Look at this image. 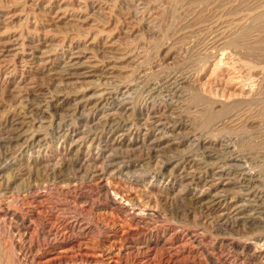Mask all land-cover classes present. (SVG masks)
<instances>
[{
    "label": "bare ground",
    "instance_id": "6f19581e",
    "mask_svg": "<svg viewBox=\"0 0 264 264\" xmlns=\"http://www.w3.org/2000/svg\"><path fill=\"white\" fill-rule=\"evenodd\" d=\"M31 1H35V2H30L29 4H27L28 2H26V0H20V1H17L15 4L10 5L9 7L0 9V22L1 21L4 22V20L6 22H9L13 17H15L17 14H19L17 11L20 9L21 11H25L24 12L25 16L23 18V22L26 23L23 26L22 30L19 29V31H17L16 33L12 34V32H11V34H9V35L0 33V108H1V111H0V178L1 177L3 178L4 173L9 174L8 178H10V176L13 175L12 173H13L14 169L16 168V165L19 164V161L22 160L23 156L27 155L29 153L35 152L36 156L34 158L33 163L37 165V162H38V165H40L43 168V171L41 170V172H43V173L45 172V174L48 177H53L56 180L58 179V181L61 182L62 185L58 182L57 183L60 184V186H56V184H55V186L52 187L49 184H47V186L45 187L46 189L44 190V192H42L43 194H41V193H37L38 192L37 189H36V192H33L36 185L30 183L29 186L27 184H25L28 187L25 190H23V193L21 194V196L19 198L17 197V194H18V192H17L14 199H15V202H16V198L20 200V202H19V205H21L20 210L12 211V210H10V208L6 207L4 209V213L10 212V214H9L10 217L12 215H14L16 217V219L18 218L21 222L26 224L23 227L24 228L23 235L24 234L30 235L31 234V233H29L30 230L35 229V228H31L29 225L36 218L39 220V225H40L38 227L39 232H41L40 234H42L41 236H43L42 237L43 238L42 244L45 243L46 245H53L54 248H57V246L59 247L60 245H62L61 244L62 242H65V241L69 242L68 239L72 236V234L70 235L69 233H73L71 231L74 230L75 228H79L80 230L82 229L85 232L90 231V230L92 231V224L88 220L82 221V219L78 218V217H77L78 219L68 220L69 219L68 217H67L68 219L63 218L60 216L59 213H58L59 215H56L55 214L56 212L52 213L50 206L49 207L47 206L48 209L41 206L40 202L42 200V197H49L52 193H54L52 191V189L54 190V188H56L55 193L59 194L60 196L61 195L62 196L74 195V194L84 190L85 195L88 198L93 199V201H94V199H97V201H98L99 198L101 199L100 195H102V199H103L104 203H106L105 206H107L105 208H107L108 212L111 213V212H115V211H121V212H123L124 215H126L127 219L129 221H131V223L132 222H138L139 220L146 222V218H148V217H153V216L158 217L161 214H159V212H157L155 209L149 208L150 206H152V204L149 203L150 206L147 207L146 206L147 204L143 203L142 199L139 198L141 196L138 197V199H139L138 201L130 202L131 200H128V198L125 197V195L122 193L123 192L122 190H120V191H122V192H120V191L116 190V188L110 189V187H109L110 183L108 182L110 179L109 180L104 179L103 177L105 174L106 175L108 174L110 176V175L115 174V173H119V174L122 173V174L127 175L128 173L133 172L134 170H137L138 166H140L142 163H145V162L146 163H149V162L152 163V162L156 161V163L155 162L154 163L157 164L156 159H158V158H156V157L160 156L159 155L160 150H162L161 152H164L163 149H161L162 144L164 142H167L168 145H170V146L173 145L175 147L176 146L178 147L180 144H182L183 137H182V139L180 138L178 140H175L176 135H178V134L181 135V133H184V132L189 134V136L187 138L191 139L192 146L195 145L197 148L200 149V152H199L200 156H196V154L194 152L187 150V151H185V153L180 154L181 157L176 158L175 162H173V161H171V159H169L167 161H164L161 164L159 163V165H160L159 168H155V167H152L151 169L146 168L148 170V173H149L151 179L155 180L157 178H160L161 182L163 181V182H165V184L174 185L175 183H180V186H181L182 183H184V181H190L194 176H196L195 173L197 174V172L201 171L202 174L198 176L199 177L198 179H201L199 181H202L203 184L208 183V181H209L208 176H211V177L216 176L219 180L225 176H227V178H231L233 180V184L237 183V185L241 188V191L244 190L243 196L240 198L238 197L239 198L238 200H243L244 204H246V205H250L249 203L252 201L253 202L256 201V203H257V201H259L264 196L262 191L257 190L255 188V186H257V184L255 185V183L258 182L259 180L263 179V178H261V173L264 171V150L262 151V154H258V152L257 151L255 152V150L253 148L254 144L245 142L246 145L244 147H246V151H244V150H242L244 148L238 149V147L236 146V142H235L236 140H234L230 137H227V136L222 137V136H220L221 134L219 135V133L224 129H229V132L232 131V132H237V134H239V133H242V130L244 128H246L245 126H246L247 122H250V120L248 118L244 120V118H246V116L248 114H250L251 111L247 107H245L244 109L241 107L246 105V99H247L248 95L247 96H246V94L240 95V99L236 98V99H226L225 100V99H221V98L220 99H217V98L213 99L210 96L211 94L205 95V94H203V92H200V93L194 92V91L188 89L187 86H185V82H186L185 72L188 68L194 67V66L189 67L188 62L190 63V61H188L186 58H184L177 65V67H172V66L170 67L169 65L161 64L160 62H158V59H157L158 57L156 59H153L150 57L152 60L148 59V54H147L146 50L143 48L144 45L142 46L139 43H132L131 44V41H130L129 45L123 46V48H121L122 51L120 52L123 55L122 56L123 59L126 60V63L127 62L132 63V67L129 68V72L126 74V76H124V77L123 76H121V77H118V76L105 77V75L100 74L101 73L100 72L97 74L100 78L96 81V83L94 85H90V86H86V87H82V88L80 87V89L76 88L77 90H75V91L74 90H64L65 88L58 89V87H62L64 85H66L67 81L70 80V78H75L77 81L78 76L80 74V72H78V68H79V64H80L79 58L83 55V54L80 55V53L81 52L84 53L87 51L89 53H92V57H94L93 55H95L94 53L97 51V49L94 50L93 45L82 44L80 39L77 37L79 35L83 36V37H87L90 33L89 31L85 32V34L82 32H79V29L82 28L81 27L82 24L77 23V26L75 28L76 32L73 31V29H72L69 31H64L62 34L57 35V36H56V34L51 35V34L46 33V29H43V27H41L42 25L39 27V25L36 23V20L35 21L33 20V22L29 20L28 12L30 13V11L28 10V8H30L31 5H33L35 7V9L41 8L42 9L41 11H44L45 9L52 10L55 8L54 12L57 14L62 13V12L63 13H69L68 11H71L69 14L76 17L79 23L84 22V21H82L83 19L80 17H83V14H87V12L85 11L86 13H84V10H82V8H81L82 6H80V8H76V6H75V8H73L72 6L67 7V5L62 6L61 4L60 5H54L53 4V6H52L51 3H53V2H51L49 4L46 3L48 5H42L41 0H31ZM136 1L142 5V8L147 9V7H149L148 6L149 0H148V2H147V0H136ZM174 1H173V3H174ZM196 1L200 4V6H202V5L206 6L208 4L210 5V3L212 2L213 5H211V6L216 8V11H218V13H215V15H214V17H216V18L214 20H212L214 29H212V27H211V30H207L208 33L206 32L207 34H205L206 36L204 39H206V40H207V38L213 39L215 37L213 39V41L218 42V44H220V45H224L225 43H229L228 45L238 44L239 43V42H237L238 40L236 41L237 43L235 42L236 38H241L242 35H245L244 34L245 32L247 33V30L249 31L248 28L252 27L253 30L258 31V32L256 34H254L255 35L254 39L251 42L250 41L244 42V45H246L245 47L248 49L259 48V49L264 50V36L261 37L262 36L261 34L264 35V8L262 10H258V11L255 10V12H253V11L248 12L249 11L248 10L247 12H245V14L244 13L242 14V17H240V15H237V13H234V12H236V11H234V9H236L235 8L236 5L233 2L234 0L233 1H231V0H195V2ZM239 1H238V3H239ZM46 2H48V1H46ZM80 2L81 1H79V3ZM185 2H187V1H185ZM193 2H194V0H193ZM197 2H196V4H197ZM214 2H218L217 5ZM260 2H262V1H260ZM79 3H78V0L71 2L72 5L73 4H79ZM128 3H126V4H128ZM134 4H135V2H134ZM160 4L162 5V3H160ZM175 4H176V2H175ZM245 4H247V3H245ZM182 5H184V4H182ZM260 5H261V3H260ZM124 6L125 5H123V7ZM216 6H218V7H216ZM237 6H238V4H237ZM26 7H28V8L26 9ZM150 7H152V6H150ZM155 7H157V5ZM188 7H186V8H188ZM194 7H196V6H194ZM201 8L202 7H200V9ZM237 8H239V7H237ZM251 8H254V7H251ZM35 9H34V11H35ZM150 9H153V7ZM159 9H161L158 11L159 14H163L165 12H168L167 9H162V7H160ZM179 9H180V7H179ZM123 10H124V8L119 10L120 11L119 12L120 17H117L119 19V25H120L119 30H120V33H123L126 37H129L130 34L138 31L139 21H137L136 17L133 18V16L130 14L129 11L124 12ZM209 10H210V8H209ZM241 10L239 8V11H241ZM182 11L180 12L181 14H182ZM194 11H196V8ZM136 12H138V14H140V15L141 14L143 15L145 13V10H143V11L138 10ZM156 12H154V14ZM190 12H191V10H190ZM116 13H117V11H116ZM151 13H153V12H151ZM135 14L138 15L137 13H135ZM181 14L179 16H181ZM188 14H189V11H188ZM32 15H33V13H32ZM183 15H184V13H183ZM187 15H185L186 18H187ZM202 15H203V12H202ZM202 15L199 14L196 16L194 14V16H196V17L193 18L194 16L193 17L191 16V18H190L191 22L192 21L194 22V20H195L196 24H197V22L199 23L200 21H202V19L200 17ZM167 17L169 18V16H167ZM175 17H176V15L173 18H175ZM154 18H156V17H154ZM211 18H209V19H211ZM34 19H36V18H34ZM142 19L144 20V18H142ZM145 19H146V17H145ZM177 19H178V17H177ZM203 19H205V18H203ZM240 19L246 20V21H244L245 23H240ZM151 20H154V19H150L149 22ZM145 21H147V20H145ZM6 22H4V23H6ZM136 22H138V24H136ZM4 23H2V24H4ZM176 24H174V25H176ZM180 24H181V30H183L180 33L184 34V35H181V37H179V39H177V38H175V39L180 40L183 43L184 40L181 38H184V37L190 38V36L187 35V33H190V32L192 33V31H195V28H194V30L185 29L187 27V24H186V20L184 21V19L181 20ZM6 25H8V24H6ZM190 25H188V26L190 27ZM199 27H201V26H199ZM207 27H208V25H207ZM207 27H206V29H207ZM221 28H223L222 31H221ZM122 29H125V30H122ZM172 29H173V27H172ZM101 30H102V28H101ZM177 30L179 32L180 29H177ZM202 30H204V29H202ZM229 30H232V33H231L232 35L228 38L224 37L223 34H225V32H227V36H228ZM141 31H142V29H141ZM261 31H263V33H260ZM198 32L200 35L201 34L200 31H198ZM98 34H99V32L93 33L92 39H95L98 36ZM196 34H198V33L196 32ZM196 34H194V35H196ZM140 35H142V34H140ZM229 35H230V33H229ZM34 37L38 41L41 40L40 43L42 45L48 47V49H45V51L49 52L50 49L54 48V52H55L54 55L59 56V59L61 58L60 62L59 61L57 62L58 63L57 66L52 67L50 65L49 67H46L45 63L40 64V63L36 62L34 60V57H33L34 53H31V55L29 57H27L28 56V55H26L27 54L26 53L27 48L38 49L35 42H34L35 41ZM202 37H203V35H202ZM221 37H223L224 39H222ZM105 39L107 40L110 38H105ZM202 39L203 38H201V37H195V39H191L190 42L198 44V41L200 43H201V41H203ZM180 41H179V43H180ZM169 43H171V42H169ZM169 43L167 46L168 48H166V49H170L173 46L174 42L171 43V46L169 45ZM15 44H17L18 47H20V48L17 49V47L14 46ZM93 44H95V43H93ZM186 44H188V43H186ZM214 44H216V43H214ZM175 47H173V48H175ZM178 47H180V45ZM200 47H201V45H200ZM233 48H235V47H233ZM236 49H238V48H236ZM57 50H59V51H57ZM240 50H242V49H239V51ZM243 50H244V48H243ZM212 52H214V51H212ZM148 53H150V52H148ZM189 53H188V55H189ZM212 54H214V53H212ZM181 55H184V54L182 53ZM191 55H192V53L190 54V56ZM205 55H206V53H205ZM195 56H196V54H195ZM37 58L39 59V57H37ZM162 59H164V58L162 57ZM112 62H114V60ZM193 64H194V62H193ZM214 64L216 65V63H214ZM191 65H192V63H191ZM33 67L35 69H33ZM97 68L98 67L96 65L92 64L90 66L89 71L96 73L97 70L99 69V68L98 69ZM190 70L191 69H189L187 71L190 72ZM40 73H44L45 76H49L48 77L49 81L46 82L44 85L36 84V79L38 78L37 74H40ZM108 73H110V72H108ZM18 74H19V76H18ZM106 76H108V75H106ZM102 77H103V80H101ZM191 80H192V78H191ZM37 82H38V80H37ZM249 82H250V80H249ZM226 90H227V88H226ZM258 90H260V89H258ZM263 95H264V93H263ZM252 114H253V112H252ZM259 114L261 115V118H264V117H262V115H264V104H263L262 109L260 110ZM255 118H256V116H255ZM130 132H131L132 136H130L128 142L126 141V143H125L126 136L128 135V133L130 134ZM230 136H231V134H230ZM259 137H261V136L259 135ZM53 143H57V144H59V146H61L60 147L61 150L59 149L60 152H59L58 156H56L57 160L55 159V161H53V162H48V161L44 162L43 160H41L39 155L45 149L49 148L51 146V144H53ZM131 144H134L135 146H137V149H138V146L141 147V151H139L140 152L139 154H138V151L136 152V150H137L136 148H135L136 153L128 152L126 150V148L125 149L122 148L123 145H131ZM247 146H248V148H247ZM56 147H57V145H56ZM260 152H261V150H260ZM49 155H50V153H49ZM51 155H52V153H51ZM53 155H54V153H53ZM168 155H170V154H168ZM162 157L164 159V156H162ZM160 158H161V156H160ZM32 160H33V158H32ZM257 161L259 163H256ZM40 162H42V164H40ZM247 162H249V165L245 166V163H247ZM143 165H145V164H143ZM170 165L173 167L172 171H174V172H166V169ZM154 166H156V165H154ZM25 167H27V166L25 165ZM33 167H36V166H33ZM142 167H144V166H142ZM30 171H31V169H30ZM138 171H139V169H138ZM22 172H25V171H22ZM17 173H19V172H17ZM140 173H142V172H140ZM95 175H100L103 178L102 181L97 180L98 183H96V185L91 183V178H94ZM230 175H232V176H230ZM211 177H209V178H211ZM16 178H15V180H16ZM105 178H107V177H105ZM127 181H128V179H127ZM215 181H217V180H215ZM263 181H264V179H263ZM43 182L45 183V181H43ZM52 182H53V179H52ZM54 182H55V180H54ZM93 182H96V181H93ZM8 183L9 182H5V190L7 188H9ZM133 183H138V182H137V180L133 181L130 183V185H133ZM185 183H187V182H185ZM224 184L225 183H222L221 181H217V182L213 181V183L208 184L209 190L204 191V190L199 189L200 190V192H198L199 194H197V195L192 194L191 202L189 205L190 207L185 206L188 208L187 209L182 208L183 211L180 213L187 220L181 221V223H179V225L177 226V229H178V227L180 228V226L183 227V224L185 223V224L189 225L188 226L189 229L187 227L185 228V235H183V233L181 235H178L177 233L176 234L173 233L174 235H170L171 237L167 239V245H166L167 246L166 247L167 253H166V256L164 258H162V257L157 258V255H156L157 248L156 247L158 245L156 246L152 243H148L144 248H142V250L140 251V256L138 258H136V261L135 262L131 261V262H133L132 264H205L206 260L211 261V259L213 258L212 257L213 255L212 256L210 255V253H209L210 250H207L208 249V248H206L207 246L205 247L204 245H202L203 240L205 238L211 239L212 248L215 251H217V249H218L219 253H220L221 248L219 249V247L225 241L226 233L229 231H233L235 229H238V227H242L244 229V231H246V232L242 235L241 240H239L238 238H237V240L233 237L231 238V240H232V241H230L231 245L234 247L237 246V248L239 249L238 252L236 253V255L231 254V256H233V259H240L241 261H246L250 264H264V201H261V202H263V203H261L262 205H259L260 203H258V207L261 206V208L263 210H260V212L256 211V212H250L248 214H244V216L242 218H240L238 216L239 210L242 209V204H241L242 202H240V204L239 203L234 204L233 209H230V210L228 209L229 210L228 212L223 211V212H225V214H223V213L215 214V211H217V209L219 208V206H217V205L221 202V199L223 198V195L222 194L220 195L219 191L221 192V191H224L226 189V188H224ZM19 185H18V187H19ZM260 185H263V184H260ZM41 186H43V185H41ZM41 186H38V187L41 188ZM234 186H236V185H234ZM15 187H17V186H15ZM15 187L11 186V189L15 188ZM21 187H22V185H21ZM131 187L133 189V186H131ZM157 187H159V186H157ZM225 187H227V186H225ZM139 188L140 187H138V189L137 188L136 189L139 191ZM206 188H208V187H206ZM41 189H38V190L40 191ZM134 189H135V187H134ZM146 189H148V188H146ZM191 189H192V187H191ZM193 189H195V188H193ZM5 190L2 189V191H5ZM235 190H237V189H235ZM12 191L13 190H11L10 192L12 193ZM18 191H20V189ZM134 191H136V190H134ZM143 191L145 192V190H142V194H143ZM151 191H152V189H151ZM151 191H149V192H151ZM231 191H232V189H231ZM139 192H141V189ZM84 193H83V195H84ZM136 193H138V192H136ZM158 193H159V191H158ZM191 193H193V192H191ZM226 193H228V192H226ZM161 194H163V193L161 192ZM12 196L14 197L13 194H12ZM184 196H182V197H184ZM239 196H241V195H239ZM3 197H5V196H3ZM165 197H166V195H165ZM12 198H11V200H12ZM234 198H235V196H234ZM64 199L65 198H63V200L58 199L59 205H61L62 207L64 206V207L70 208V205L68 203H71V202L64 201ZM129 199H131V198H129ZM8 200H10V198ZM47 200H49V198ZM180 200H181V196H180ZM54 201H55V197H54ZM182 201H183V199H182ZM8 202H6V204ZM76 202H78V201H76ZM76 202H74V203L72 202V204L75 205ZM2 203H3V201H2ZM91 203H90V205H92L95 202H93L92 204ZM147 203H148V201H147ZM79 204H81V202ZM143 204H146V205H143ZM157 204H155V206L153 205V207H157ZM5 205H3V206H5ZM59 205L56 206V208L59 207ZM81 205H83V204H81ZM62 207H61V209L64 210V208H62ZM75 207H77V205ZM80 207H82V206H80ZM85 207H87V206H85ZM11 208H12V206H11ZM228 208H229V206H228ZM253 208L254 207H252V209ZM88 209H89V206H88ZM88 209H86V210H88ZM2 210H3V208H2ZM84 210H85V208H84ZM84 210H82V211H84ZM60 211H62V210H60ZM91 212L92 211H90V213ZM39 213L44 214V216H43L45 219L44 221H41V216L39 215ZM81 214H82V212H81ZM117 214H116V216H117ZM170 214L172 215V213H170ZM65 215H67V214H64V216ZM209 215H214V217H215L213 228L210 230L207 229L208 232L207 231L203 232L205 230H203V231L198 230V228H196V227L198 225H200L201 223L203 224V220L201 218L209 216ZM86 216H87V214H86ZM91 216H93V215L91 214ZM164 216H165V213H164ZM172 216H171V218H172ZM196 218L201 219V220L198 221ZM70 219H72V218H70ZM84 219H86V218H84ZM94 220H93V222H94ZM95 221H97V219ZM122 221L120 223H122ZM237 221H240L242 224L240 223L241 225L238 226L239 222H237ZM55 223H57L58 226L61 227V229H59V227L56 228L54 226ZM113 223H114V221H113ZM125 223L126 222H124V224ZM131 223H130L129 227H131ZM207 223L208 222L206 221V223L203 225L206 226ZM36 224H38V223H36ZM105 224H107V223H105ZM116 225H117V223H116ZM113 227H114V225H113ZM136 227H137V224H136ZM140 227H141V225H140ZM167 228H168V226H167ZM36 230H38V229H36ZM7 231H8V229H7ZM126 231H127V229H126ZM144 231H145V229H144ZM172 232H173V230H172ZM7 233H6V235H7ZM32 233H34V232H32ZM77 233H76V235H77ZM110 233L111 234L109 236L111 237V239L114 238L115 232L114 233L110 232ZM36 234H38V233L36 232ZM74 234H75V232H74ZM123 234H126V233H123ZM23 235L19 234V237L23 236ZM165 238H167V237H165ZM30 239H25V240H30ZM120 239H122L121 235H120ZM40 240H41V238H40ZM140 240H142V239H140ZM11 241H12V239H11ZM26 244H28V243H26ZM186 244H188V246H186ZM29 245H30V243H29ZM107 245L109 246L110 244H107ZM195 245L199 246V248L193 249L192 246H195ZM200 245H201V248H200ZM12 246L14 247V245H12ZM119 246H121V245H119ZM101 247H102V245H101ZM136 247H135V249H136ZM141 247H142V245H141ZM31 248H32V245H31ZM106 248H108V247H106ZM109 248H111V246H109ZM109 248L105 253L107 264H117L116 262L118 260L115 262L113 259L114 258L113 256L115 255L116 252L114 251L115 253H113V250L109 249ZM63 249L64 248H62L60 250L63 251ZM116 249H118V248H116ZM19 250H20V247H19ZM19 250L17 248V251H19ZM130 251H131V249H130ZM130 251L128 250V252H130ZM12 252H13V250H12ZM57 253H58V250H57ZM225 253H226L225 254L226 257L230 256L229 249L226 250ZM160 254H161V252H160ZM216 254H218V253H216ZM22 255H24V253ZM219 255H221V254H219ZM134 257H137V256H134ZM215 257H217V255ZM13 258H14L13 260H15V262L20 261L18 256H16V255H14ZM102 258H104V257H102ZM217 259H219V258H217ZM217 259H216L215 263L213 262V264H218V263L223 264V261H220ZM227 259H229V258H226V260ZM11 260H12V257L9 260V262ZM131 260H133V259H131ZM221 260H222V258H221ZM82 262H83V260H82ZM17 263H19V262H17ZM17 263H15V264H17ZM85 263H86V261H85ZM97 263H99V262H97ZM104 263H105V261H104ZM210 263H212V262H209L208 264H210ZM229 263H230V261H229ZM0 264H1V262H0ZM22 264H25V263L23 262ZM126 264H127V261H126ZM243 264H245V263H243Z\"/></svg>",
    "mask_w": 264,
    "mask_h": 264
},
{
    "label": "rangeland",
    "instance_id": "374dc122",
    "mask_svg": "<svg viewBox=\"0 0 264 264\" xmlns=\"http://www.w3.org/2000/svg\"><path fill=\"white\" fill-rule=\"evenodd\" d=\"M17 1H20V0H15V1L14 0H0V9L9 7L10 5L15 4ZM46 1H48V2H46ZM70 1L71 0H59V1L58 0H45V1L41 0V4L42 5H48L49 3L53 2V3H51L52 6H53V4L54 5H60L61 4L62 6H66L67 5V7H71L72 6L73 8H75V6H76V8H80V6H82L81 8H82V10H84V13L87 12V14H83V17H80V18L83 19L82 21H84V22L79 23L76 17H74L71 14H69L71 11H68L69 13H63L62 12V13L57 14V13L54 12L55 8L52 9V10H48V9L44 10L43 9L44 11H41L42 10L41 8L35 9V7L33 5H31L30 8L26 7V9L28 8V10L30 11V13L28 12L29 20L32 21V22H33V20L34 21L36 20V23L39 25V27L42 25L41 27H43V29H46V33L51 34V35L52 34H56V36H57V35L62 34L64 31H69V30H72V29H73V31L76 32L75 28L77 26V23L78 24H82L81 25L82 28L79 29V32H82V33L85 34V32L89 31L90 33H89V35L87 37H83V36H80V35L77 36V37L80 39L82 44L93 45L94 50L97 49V51L94 53L95 55H93L94 57H92V53H89L87 51H86L87 53L86 52H84V53L81 52L80 53V55H82V54L83 55L79 58V63L80 64H79L78 72H80V74L78 76L77 81H76L75 78H70V80L67 81L66 85H64L62 87H58V89L65 88L64 90H74L75 91L78 88L80 89V87L82 88V87L94 85L96 83V81L100 78L97 75L100 72H101L100 74L105 75V77H110V76H118V77L123 76L124 77V76H126V74L129 72V68L132 67V63L131 62H127L126 63V60L123 59V57H122L123 55L120 53L122 51L121 48H123V46L129 45L130 41H131V44L132 43H139L142 46L144 45L143 48L146 50V52L148 54V59H151V58L156 59L158 57L157 58L158 62H160L161 64L169 65L170 67L171 66L172 67H177V65L184 58H186L188 61H190V63L188 62L189 67L190 66H194V67H192V68L190 67V68L187 69V70L191 69L190 72L187 71V70H186L187 73L185 72V78H186L185 86H187L188 89H190V90H192L194 92H199V93L203 92V94H205V95H210L211 94L210 96L213 99L214 98L215 99L216 98L217 99L221 98V99H225V100L226 99H236V98L240 99V95H244V94H246V96L248 95V97L246 99V105L241 107L243 109L245 107H247L251 111L250 114H248L246 116V118H244V120L247 119V118L250 120V122H247V124L245 126L246 128H244L242 130V133H239V134H237V132H232V131L229 132V129H224V130H222L219 133V135L221 134L220 136H222V137L227 136V137H230V138L236 140L235 142H236V146L238 147V149L239 148L240 149L244 148V149H242L244 151H246V147H244L246 145V143L247 142L248 143H252V144H254L253 148H254L255 152L257 151L258 154H262V151L264 150V133H263L264 132V118H261V115L259 113H260V110L262 109V106L264 104V95H263V93H264V60H263L264 59V50L259 49V48L248 49V48L245 47L246 45H244V42H249V41L251 42L254 39V36H255L254 34H256L258 31L253 30L252 27L248 28L249 29V31L247 30L248 34L245 32L244 33L245 35H242L243 38L242 37L241 38H236L235 42L238 40L237 42H239V43L238 44H234V45L233 44L228 45L229 43H225L224 45H220V44H218V42H214L213 41V39L215 37L213 39H209V38H207V40L204 39L205 36H206L205 34L208 33L207 30H211V27H212V29H214L212 20H214L216 18V17H214L215 13H218V11H216V8L211 6V5H213L212 2L210 3V5L208 4L206 6H203V5L200 6V4L197 1H196L197 2V4H196L195 0H194V2H193V0H191V1L190 0H175V1L173 0L174 3H173L172 0H160V1L159 0H149V4H148L149 7H147V9H145V8H142V5L139 4L136 0H133V1L132 0H126V1L125 0H120V1L119 0H106V1L105 0H78V3H79V1H81V2L79 4H73V5L71 4V2H74V1H77V0H72L71 2ZM185 1H187V2L189 1V2L187 3ZM231 1H233V0H231ZM238 1L239 0H234L233 1L235 3V5H236V7H235L236 9H234V11H236V12H234V13H237V15H240V17H242V14L243 13L245 14V12H247L248 10H249L248 12H252V11L255 12V10L258 11V10H262L264 8V0H260L262 2H260L259 0H246V1L245 0H243V1L240 0L239 3H238ZM26 2H28L27 4H29L30 2H35V1L26 0ZM134 2H135V4H134ZM147 2H148V0H147ZM175 2H176V4H175ZM46 3H48V4H46ZM126 3H128V4H126ZM160 3H162V5ZM214 3L217 5L218 2H214ZM245 3H247V4H245ZM260 3H261V5H260ZM182 4H184V5H182ZM237 4H238V6H237ZM123 5H125V6L123 7ZM156 5H157L158 8L155 7ZM150 6H152L153 9H150V8H152ZM159 6L162 7V9H167L168 12H165L163 14H159L158 11L161 10V9H159L160 8ZM185 6L186 7L189 6V7L186 8ZM194 6H196V7H194ZM179 7H180V9H179ZM200 7H202V8L200 9ZM216 7H218V6H216ZM237 7H239L240 10L241 9L242 10L239 11V8H237ZM251 7H254V8H251ZM120 8L121 9L124 8V10H123L124 12L125 11H129L130 14L133 16V18L136 17L137 21H139L138 31L130 34L129 37H126L123 33H120V30H119V26L120 25H119V19L117 17H120L119 16V12H120L119 10H121ZM195 8H196V11H194ZM209 8H210V10H209ZM34 9H35V11H34ZM138 10H142V11L145 10V13L143 15L142 14L140 15V14H138V12H136ZM190 10H191V12H190ZM116 11H117V13H116ZM181 11H182V14L180 13ZM188 11H189L190 15L188 14ZM17 12L19 14H17L15 17H13L9 22H6L5 20H4V22H6V23H4L3 21L0 22V33L9 35V34H11V32L13 34V33H16L17 31H19V29L22 30L23 26L26 24V23L23 22V18L25 16V14H24L25 11H21L19 9ZM151 12H153V13H151ZM154 12H156L157 14L156 13L154 14ZM202 12H203V15H202ZM32 13H33L34 16L32 15ZM135 13H137L138 15H136ZM183 13H184V15H183ZM180 14H181V16H179ZM194 14L196 16L199 15V14L202 15V16H200L202 21H200L199 23L197 22V24H196V21L194 20V22L192 21L193 22L192 23L190 18H191V16L193 17ZM175 15H176V17H175L176 19L173 18ZM185 15H187V18L185 17ZM153 16L156 17V18H154ZM167 16H169V18ZM196 16H194L193 18H195ZM145 17H146V19H145ZM177 17H178V19H177ZM34 18H36V19H34ZM142 18H144V20ZM182 18L184 19V21L186 20L187 27L185 29L194 30V28H195V31L198 33V34H196L195 31H192V33L191 32L187 33V35H189L190 38H188V37L187 38H185V37L181 38V39L184 40L183 43H182V41L177 40V39H179V37H181V35H184V34L180 33L181 31H183V30H181V24H180L181 20H183ZM203 18H205V19H203ZM209 18H211V19H209ZM148 19L149 20L150 19H154V20H151L149 22ZM145 20H147V21H145ZM244 21H246V20L240 19V23H245ZM2 23H4V24H2ZM6 24H8V25H6ZM136 24H138V22H136ZM174 24H176V25H174ZM188 25H190V27ZM207 25H208V27H207ZM199 26H201V27H199ZM172 27H173V29H172ZM206 27H207V29H206ZM101 28H102V30H101ZM141 29H142V31H141ZM177 29H180L179 32H178ZM202 29H204V30H202ZM222 29L223 28H221V31H222ZM122 30H125V29H122ZM198 31H200V33H201L200 35H199ZM229 31H228V36H227V32H225V34H223V36L226 37V38L230 37L232 35L231 34L232 30H229ZM97 32H99L98 36L95 39H92L93 33H97ZM229 33H230V35H229ZM260 33H263V31H261ZM140 34H142V35H140ZM194 34H196L197 36L194 35ZM202 35H203V37H202ZM261 35H260L261 37L264 36L263 34H261ZM195 37H201V38H203L202 39L203 41H201V43L198 41V44L190 42V40L191 39H195ZM105 38H110V39L106 40ZM172 38L175 41L176 40L177 41L175 42ZM175 38H177V39H175ZM221 38L224 39L223 37H221ZM34 39H35V37H34ZM40 41H38L36 39L34 41L38 49H30V48L26 49V53H27L26 55H28L27 57H29L31 55V53H34L33 57H34V60L36 62H38L40 64L45 63L46 67H49L50 65L52 67L57 66V64H58L57 62L58 61L60 62L61 58L59 59V56L54 55L55 54L54 48L50 49L49 52L45 51V49H48V47L42 45L40 43ZM179 41H180L181 44L179 43ZM169 42H171V43L174 42L173 46L170 49H166V48H168L167 46H168ZM93 43H95V44H93ZM171 43H169L170 46H171ZM186 43H188V44H186ZM214 43H216V44H214ZM179 45H180V47H178ZM200 45H201V47H200ZM14 46L17 47V49L20 48V47H18L17 44H15ZM173 47H175V48H173ZM233 47H235V48H233ZM184 48L185 49L187 48V49L185 50ZM236 48H238V49H236ZM243 48H244V50H243ZM239 49H242V50L239 51ZM211 50L214 51V52H212ZM57 51H59V50H57ZM148 52H150V53H148ZM181 52L184 55H181L182 54ZM187 52L188 53L190 52L189 55H188ZM191 53H192L193 56L192 55L190 56ZM205 53H206V55H205ZM212 53H214V54H212ZM195 54H196V56H195ZM37 57H39V59ZM162 57L164 59H162ZM50 59L51 60L53 59V60L51 61ZM113 60H114V62H112ZM193 62H194V64L196 66L193 64ZM191 63H192V65H191ZM214 63H216V65ZM92 64L96 65L99 68V69L97 68L98 70H97L96 73L89 71L90 70V66ZM33 69H35V68L33 67ZM108 72H110V73H108ZM37 75H38V78L36 79V84L44 85L46 82L49 81V79H48L49 76H45L44 73H40V74H37ZM106 75H108V76H106ZM18 76H19V74H18ZM191 78H192V80H191ZM37 80H38V82H37ZM101 80H103V77L101 78ZM249 80H250V82H249ZM226 88H227V90H226ZM258 89H260V90H258ZM0 111H1V108H0ZM252 112H253V114H252ZM255 116H256V118H255ZM262 117H264V115H262ZM230 134H231V136H230ZM259 135L261 137H259ZM130 136H132L131 132H130V134L128 133V135L126 136L125 143H126V141L128 142ZM188 136H189V134H187L185 132L181 133V135L180 134L176 135L175 140H178L180 138L182 139V137H183L182 144H180L178 147L177 146L175 147L173 145L170 146V145H168L167 142H164L162 144V147H161V149H163L164 152H161L162 150H160V152H159L160 153L159 155L161 156V158H160V156L156 157V158H158V159H156L157 160V164H155L156 161H154L155 163L154 162H152V163H150V162L146 163L145 162V163H142L140 166H138L137 170H134L133 172H130L127 175L122 174V173H120V174L119 173H115V174H112L110 176L108 174L107 175L105 174L106 176L104 175V177H103L104 179H108V180L110 179L108 181L110 183V185H109L110 189L116 188V190H118V191L122 190L123 192L122 191H120V192H122L125 195V197L128 198V200H131L130 202L138 201L139 200L138 197L141 196L139 198L142 199L143 203L147 204V205L146 204H143V205H146L147 207H149L150 204H152V206H150L149 208L155 209L161 215H159L158 217L153 216V217L146 218V222L147 223L142 221V220H139L138 222H132L131 223V221H129L127 219L126 215H124L123 212H121V211H115V212H111V213L108 212L107 208H105L107 206H105L106 203H104V201L102 199V195H100L101 196V199L99 198L100 200L98 199V201H97V199H94V201H93V199H90V198H88L85 195L84 190H82L81 192H78L79 194L76 193L74 195H69V196H62V195L60 196L59 194L55 193L56 188H54V190L52 189V191L54 193H52L49 197H42V200L40 202L41 206L45 207L46 209H48V207L50 206V208L52 210V213L56 212L55 213L56 215L60 214V216L63 217V218H67L68 217L69 218V219L67 218L68 220H74V219L81 218L82 221H87L88 220L92 224V231L90 230V231L85 232L84 230H82V229L80 230L79 228H75L74 230H72L71 232H73V233H69L70 235L72 234V236L68 239L69 242L68 241L67 242L66 241L62 242L61 243L62 245H60L59 247L57 246V248H54L53 245H46L45 243H43L44 245L42 244V239H43L42 237L43 236H41L42 234H40L41 232H39V228L38 227L40 225H39V220L37 218L35 220H33L34 222L32 221V223H30V225H29L31 228H35L34 229L35 231L33 229H31L30 232H29V233H31L30 235H25V234L23 235V231H24L23 227L26 224L21 222L18 218L16 219V217L14 215H12V214H11L12 216L10 217V215H9L10 212H8V213L5 212L4 213V209L6 207L10 208V210H12V211L20 210V207H21V205H19L20 200L16 198V202H15L14 198H15L17 192H18L17 197L19 198L21 196V194L23 193V190H25L30 185V183L36 185V187L33 190V192H36V189H37V191H38L37 193H41V194H43L42 192H44V190L46 189L45 187L47 186V184H49L52 187H54L55 184H56V186H60V184L62 185V183L59 182L58 179L56 180L53 177H48L45 174V172L44 173L41 172V170L43 171V168L40 165H38V162H37V165L33 163L34 158L36 156L35 152L29 153L27 155H24L22 160L19 161V164H18L19 166L16 165V168L14 169V171L12 173L13 175L10 176V178H8L9 174H7V173H4L3 174L4 175L3 178L2 177L0 178V185H1L0 186V193H1L0 194V201H1L0 202V206L3 208V210H2V208L0 207L1 208L0 209L1 210L0 211V262H1V264H15L17 262H19L20 264H22L23 262L25 264H86V263L87 264H90V263L91 264L92 263L93 264H107L106 254L105 253L108 250L109 246H111V248H109V249H112L113 253L116 252L115 255L113 256L114 257L113 259H114L115 262L118 260L116 262L117 264H121V263L122 264H126V261H127V264H132L133 262L136 261V258H138L140 256V251L142 250V248H144L148 243H152V244H154L156 246L158 245L157 247L155 246L157 248V252L159 251L158 253L156 252L157 258L158 257L164 258L166 256V253H167V251H166L167 239L171 237L170 235H174L176 233L178 235H181L182 233H183V235H185V228L186 227L188 228V226H189L188 224L184 223L183 227L180 226V228L178 227V229H177V226L179 225V223H181V221H186L187 220V219H185V217L183 215L180 214L183 211L182 208L183 209H187L188 207H190L189 205H190V202H191L192 194L193 195H197V194H199L198 192H200V190H204V191L209 190V185L208 184L209 183H213V181L214 182L221 181L222 183H225L224 184V188H226L224 191H221V192L219 191V194L220 195L222 194L223 198L221 199V202L217 205V206H219V208L217 209V211H215V214H218V213L225 214V212H223V211L228 212L230 209H233V207H234L233 205L234 204H236V203L240 204V202H242L241 203L242 204V209H240L239 212H238V216L240 218H242L244 216V214H248L250 212H256V211L260 212V210H263L261 208V206L258 207V203H260L259 205H262L261 203H263V202H261V201H264V196L259 200L260 202L257 201V203H256V201H254L255 202L254 203L252 201V202L249 203L250 205L244 204L243 200H238L240 197L243 196V194H244L243 191L244 190L241 191V188L237 185V183L233 184V180L231 178H227V176L221 178L220 180L216 176H214V177L208 176V179H209L208 183L207 184H203L202 181H199L201 179H198L199 178L198 176L202 174V172L199 171V172H197V174L195 173L196 176H194L190 181H184V183H182L181 186H180V183H175L174 185L165 184V182H163V181L161 182L160 178H157L155 180L151 179V177H150V175L148 173V170H147L148 168L149 169H151L152 167L159 168L160 167L159 163L161 164L164 161H167L169 159H171V161L175 162L176 158H178V157L180 158L181 157L180 154L185 153V151H187V150H190V151L194 152L196 154V156H200V153H199L200 149L197 148L195 145L192 146V141H191V139L187 138ZM56 145H57V147H56ZM60 147L61 146H59V144L53 143V144H51V146L49 148L45 149L44 150L45 152L43 151L39 155V157L44 162H46V161L53 162V161H55V159L57 158L56 156H58V154H59V152L61 150ZM122 148H124V149L126 148V150L128 152H131V153H136L138 151V154H139L140 153L139 151H141V147L138 146V149H137V146H135L134 144L123 145ZM247 148H248V146H247ZM135 150H136V152H135ZM260 150H261V152H260ZM49 153H50V155H49ZM51 153H52V155H51ZM53 153H54V155H53ZM168 154H170V155H168ZM162 156H164V159H163ZM32 158H33V160H32ZM256 163H259V162L257 161ZM40 164H42V162H40ZM143 164H145V165L147 164L149 167L147 165H146L147 166L146 167ZM153 164L156 165V166H154ZM25 165L27 167H25ZM248 165H249V162L245 163V166H248ZM33 166H36V167H33ZM142 166H144L145 168L142 167ZM30 169H31V171H30ZM138 169H139V171H138ZM172 170H173V167L170 165L166 169V172H174ZM22 171H25V172H22ZM17 172H19V173H17ZM140 172H142V173H140ZM230 176H232V175H230ZM105 177H107V178H105ZM209 177H211V178H209ZM15 178H16V180H15ZM103 178L100 175H95L94 178H91V183L96 185V183H98V181H102ZM261 178L264 179V171L261 173ZM52 179H53V182H52ZM127 179H128V181H127ZM135 179L137 180L138 183H133V185H130L131 182L136 181ZM263 179L259 180L261 183L259 181H258L259 183L258 182H256V183L254 182V183H255V185L257 184V186H255V188L257 190L262 191L263 194H264V188H263L264 187V181H263ZM54 180H55V182H54ZM215 180H217V181H215ZM43 181H45V183ZM93 181H96V182H93ZM5 182H9L8 183V187L9 188H7L6 190H5ZM16 182L17 183L19 182V183L17 184ZM57 182L60 183V184H58ZM185 182H187V183H185ZM25 184H27L28 186L25 185ZM260 184H263V185H260ZM18 185H19V187H18ZM21 185H22V187H21ZM41 185H43L44 187L41 186ZM156 185L159 186L160 188L157 187ZM234 185H236V186H234ZM11 186L12 187L17 186V187H15L16 189L15 188L11 189ZM38 186H41L42 189L40 187H38ZM131 186H133V189H132ZM225 186H227L228 188L225 187ZM134 187H135V189H134ZM138 187H140L139 191L141 189V192H139L137 190ZM145 187L148 188L149 190L146 189ZM191 187H192V189H191ZM206 187H208V188H206ZM193 188H195V189H193ZM2 189L5 190V191H2ZM19 189H20V191H18ZM38 189H41V190L39 191ZM151 189H152V191H151ZM231 189H232L233 192L231 191ZM235 189H237V190H235ZM11 190H13L12 193L10 192ZM134 190H136V191H134ZM142 190H145V192L143 191V194H142ZM147 191L148 192L151 191V192L148 193ZM158 191H159V193H158ZM160 191L163 194H161ZM136 192H138V193H136ZM191 192H193V193H191ZM226 192H228V193H226ZM83 193H84V195H83ZM12 194L14 195V197L12 196ZM238 194L241 195V196H239ZM165 195H166V197H165ZM3 196H5V197H3ZM180 196H181V200H180ZM182 196H184V197H182ZM234 196H235V198H234ZM54 197H55V201H54ZM9 198H10V200L12 198V200H11L12 202L10 200H8ZM48 198H49L50 201L47 200ZM63 198H65L64 201L71 202V203H68L70 205V208L64 207V206L62 207L61 205H59L58 199L63 200ZM129 198H131V199H129ZM182 199H183V201H182ZM2 201H3V203H2ZM76 201H78L79 203L81 202V204H83V205L79 204ZM147 201H148V203H147ZM6 202H8V203L6 204ZM72 202L73 203L76 202L75 205L72 204ZM89 202L90 203L91 202L92 203L95 202V203H93V204L91 203L92 205H90ZM154 203L155 204L158 203L157 207H153V205L155 206ZM3 205H5V206H3ZM58 205H59V207L56 208V206H58ZM76 205H77V207H75ZM11 206H12V208H11ZM80 206H82V207H80ZM85 206H87V207H85ZM88 206H89V209H88ZM185 206H188V207H185ZM228 206H229V208H228ZM61 207L64 208V210L61 209ZM252 207H254V208L252 209ZM84 208H85V210H84ZM86 209H88L89 211L86 210ZM60 210H62V211H60ZM82 210H84V211H82ZM80 211L82 212L83 215L81 214ZM85 211L86 212L88 211V212L86 213ZM90 211H92V212L90 213ZM162 211L165 213V216H164V213ZM115 213L117 214L118 217L116 216ZM170 213H172L173 216ZM64 214H67L68 216L67 215L64 216ZM86 214H87V216H86ZM91 214L93 216H91ZM39 215L41 216V221H44L45 220L44 217H43L44 214L43 213H39ZM171 216H172V218H171ZM70 218H72V219H70ZM84 218H86V219H84ZM94 219L95 220L97 219V221H95ZM201 219L203 220V224H205L206 221L208 223L206 224V226L203 225L202 223L200 225H198L196 227V228H198V230H201V231L205 230L203 232H206V231L208 232L207 229L210 230V229L213 228L214 220H215L214 215H209V216H206V217H202ZM201 219H197V220L199 221ZM93 220H94V222H93ZM113 221H114V223H113ZM121 221H122V223H120ZM124 222H126V223L124 224ZM129 222L131 223V227L133 226L132 228L129 227L130 226ZM237 222H239L238 226H240L242 224L240 221H237ZM36 223H38V224H36ZM105 223H107V224H105ZM116 223H117V225H116ZM136 224H137V227H136ZM113 225H114V227H113ZM140 225H141V227H140ZM54 226L56 228L59 227V229H61V227L58 226L57 223H55ZM167 226H168V228H167ZM7 229H8V231H7ZM36 229H38V230H36ZM126 229H127V231H126ZM136 229L137 230L139 229V230L137 231ZM144 229H145V231H144ZM172 230H173V232H172ZM32 232H34V233H32ZM36 232L38 234H36ZM74 232H75V234H74ZM110 232H112V233L115 232L114 233L115 237L112 238V239L109 236L111 234ZM245 232L246 231H244V229L242 227H238V229H235L233 231L227 232L226 233V237H225V241L222 244L223 246L221 245L219 247V249L223 248L222 250L220 249V251H221L220 253H219L218 249H217V251H215L212 248L211 239L205 238L203 240V242H202V245H204L205 247L207 246L206 248H208L207 250H210L209 251L210 255L211 256L213 255L212 256L213 260L212 259H211V261L206 260L205 264H208L209 262H212L210 264H213V262L214 263L216 262L217 258H219L217 260L223 261V264H243V263L250 264V263H248L246 261H241L240 259H233V256H231V254H235L236 255V253L239 250L237 248V246H235L236 247L235 248L234 246L231 245V243H230V241H232L231 238L233 237L236 240H237V238L239 240H241L242 235ZM6 233H7V235H6ZM76 233H77V235H76ZM123 233H126V234H123ZM19 234L23 235V236L19 237ZM232 234L233 235L235 234V235L233 236ZM120 235H121L122 239L124 238L123 240L120 239ZM165 237H167V238H165ZM40 238H41V240H40ZM11 239H12V241H11ZM25 239H30V240H25ZM140 239H142V240H140ZM26 243H28V244H26ZM29 243H30V245H29ZM107 244H110V245L108 246ZM12 245H14V247ZM17 245L20 247V250H19V247ZM31 245H32V248H31ZM101 245H102V247H101ZM119 245H121V246H119ZM141 245H142V247H141ZM134 246L135 247L137 246L136 249H135ZM186 246H188V244H186ZM16 247L18 248L19 251H17ZM106 247H108V248H106ZM62 248H64L63 251L60 250ZM116 248H118V249H116ZM192 248L193 249L194 248L198 249L199 246L195 245V246H192ZM200 248H201V245H200ZM130 249H131V251H130ZM228 249H229V252H230V256L226 257L225 251L228 250ZM12 250H13V252H12ZM57 250H58V253H57ZM128 250L130 252H128ZM160 252H161V254H160ZM23 253H24V255H22ZM214 253L215 254L218 253V254H216L217 257H215L216 255ZM219 254H221V255H219ZM14 255L18 256L20 261H16L15 262V260H13L14 259L13 258ZM10 256L12 257V260H11L12 262L11 261L9 262V260L11 259ZM134 256H137V257H134ZM102 257H104V258H102ZM221 258H222V260H221ZM226 258H229V259L226 260ZM131 259H133V260H131ZM82 260H83V262H82ZM85 261H86V263H85ZM104 261H105V263H104ZM131 261H133V262H131ZM229 261H230V263H229ZM97 262H99V263H97ZM19 263H17V264H19ZM218 264H220V263H218Z\"/></svg>",
    "mask_w": 264,
    "mask_h": 264
}]
</instances>
